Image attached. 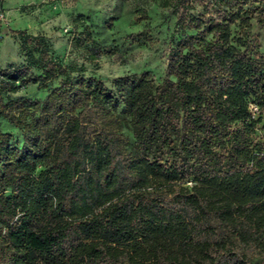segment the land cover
Here are the masks:
<instances>
[{"label":"trees","instance_id":"1","mask_svg":"<svg viewBox=\"0 0 264 264\" xmlns=\"http://www.w3.org/2000/svg\"><path fill=\"white\" fill-rule=\"evenodd\" d=\"M248 1L159 0L177 13L162 79L73 76L16 30L43 71H1L23 139L0 126V264H264V51L247 30L264 7ZM58 75L44 99L3 98Z\"/></svg>","mask_w":264,"mask_h":264},{"label":"rangeland","instance_id":"2","mask_svg":"<svg viewBox=\"0 0 264 264\" xmlns=\"http://www.w3.org/2000/svg\"><path fill=\"white\" fill-rule=\"evenodd\" d=\"M257 6L264 7V0L244 4L245 8ZM176 19L175 8L162 6L159 0H0V77L9 64L29 65L42 73V56L35 43L24 48L16 32L25 30L28 35L44 36L50 55L74 69L73 76L83 69L84 75L100 77L111 85L115 77L149 70L162 79ZM247 30L264 51V19H253ZM63 77L5 92L3 98L6 102L44 99ZM250 108L255 105L250 103ZM263 124L264 120L258 123L256 136L264 134ZM0 126L22 141L21 129L4 115H0ZM262 260L264 255L254 258L257 263Z\"/></svg>","mask_w":264,"mask_h":264}]
</instances>
